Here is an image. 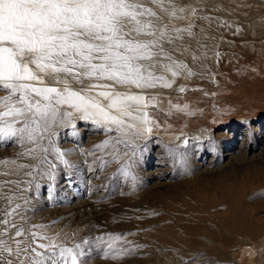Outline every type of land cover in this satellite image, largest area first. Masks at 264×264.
I'll return each instance as SVG.
<instances>
[{
  "label": "rangeland",
  "instance_id": "obj_1",
  "mask_svg": "<svg viewBox=\"0 0 264 264\" xmlns=\"http://www.w3.org/2000/svg\"><path fill=\"white\" fill-rule=\"evenodd\" d=\"M134 2L130 38L150 45L139 63L162 79L115 87L145 98L127 116L106 109L121 126L65 109L51 159L0 138V264H29L39 236L79 244L82 264H264V0Z\"/></svg>",
  "mask_w": 264,
  "mask_h": 264
},
{
  "label": "snow or ice",
  "instance_id": "obj_2",
  "mask_svg": "<svg viewBox=\"0 0 264 264\" xmlns=\"http://www.w3.org/2000/svg\"><path fill=\"white\" fill-rule=\"evenodd\" d=\"M141 8L134 0H0V138L23 140L27 135L32 140L37 133L43 138L58 117L73 115L65 109L101 127L121 126L123 120L106 109L127 116V109L145 98L116 92L115 87H154L153 81L162 79L145 75L139 63L150 58L144 52L150 45L130 38L133 31L141 32ZM68 77L104 81L90 83L88 92L105 90L81 94L69 87ZM48 79L63 88L49 86ZM78 249L79 244L66 247L39 236L23 251L30 254L29 264H82L84 250Z\"/></svg>",
  "mask_w": 264,
  "mask_h": 264
},
{
  "label": "bare ground",
  "instance_id": "obj_3",
  "mask_svg": "<svg viewBox=\"0 0 264 264\" xmlns=\"http://www.w3.org/2000/svg\"><path fill=\"white\" fill-rule=\"evenodd\" d=\"M263 23H264V21H263ZM237 31H241V30H237ZM239 33H241V32H239ZM154 66H153V64H151V63H145L144 65H143V68L144 69H148L149 71H147V72H145L144 74L145 75H147L148 73H152L153 75H154V73L156 72L154 69L153 70H151L152 68H153ZM153 77H162L161 75H158V76H153ZM159 80L160 79H156V80H154L153 81V83H157V82H159ZM68 119H69V117H67V116H63V117H58L57 118V122L51 127V129L48 131V132H46V134H47V139H46V137H44V138H41V136H40V134L39 133H37V134H35L34 135V139H32V140H30V139H28V137H27V135L24 137V140H23V144L24 145H22V147H24V150H23V153H24V155L25 156H27V157H35V158H37L40 154H42L43 156H46L47 158L48 157H50L49 155H50V152H49V150H48V144H50V142H52L51 141V139H52V136H53V132L54 131H56V129H58V128H61V127H63V125H66V124H68L69 123V121H68ZM120 137V136H119ZM122 137V136H121ZM51 138V139H50ZM48 139H50L49 141H47ZM124 139L123 138H119L118 139V141L119 142H121L122 143V141H123ZM125 140H127V139H125ZM54 142V141H53ZM128 142V144L127 145H125V144H123L122 146H126V147H128L129 146V143L131 142L130 140H128L127 141ZM141 143V142H140ZM52 147V146H51ZM54 147V146H53ZM137 147V146H136ZM50 148V147H49ZM55 148V147H54ZM111 149V148H110ZM45 150H47V152H49V154L48 155H46L47 153H46V151ZM112 150V149H111ZM126 150H128V149H126ZM22 151V150H21ZM128 151H130V150H128ZM115 153V152H114ZM119 153V152H118ZM128 153V152H127ZM61 155V154H60ZM21 156V155H20ZM24 158V157H23ZM32 159V158H31ZM49 159H51V157L49 158ZM56 160V159H55ZM23 161V160H22ZM32 160H29L28 158H27V160H25L24 162V164H25V166L26 165H28L29 164V162H31ZM48 162V161H47ZM20 163H22V162H20ZM25 166H22L23 168L25 167ZM58 166V165H57ZM22 169V168H21ZM23 171V170H22Z\"/></svg>",
  "mask_w": 264,
  "mask_h": 264
}]
</instances>
